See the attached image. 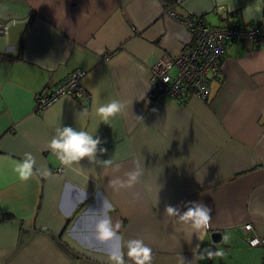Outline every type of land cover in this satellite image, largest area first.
<instances>
[{
  "label": "crops",
  "instance_id": "crops-1",
  "mask_svg": "<svg viewBox=\"0 0 264 264\" xmlns=\"http://www.w3.org/2000/svg\"><path fill=\"white\" fill-rule=\"evenodd\" d=\"M173 1L168 11L209 27L264 26V13L246 21L256 0ZM168 11L157 0H0V54L16 56L23 40L21 61H0V264H112L121 250L134 264L132 240L152 249V264H264V247L240 230L264 239V48L227 46L207 102L150 104L151 66L190 41ZM75 71L89 100L37 108ZM114 99L125 108L100 122L95 106ZM65 126L101 141L95 159L66 167L47 150ZM26 152L36 163L25 183L12 162ZM196 204L211 210L207 229L181 219ZM109 216L117 235L101 241L96 226Z\"/></svg>",
  "mask_w": 264,
  "mask_h": 264
},
{
  "label": "built area",
  "instance_id": "built-area-1",
  "mask_svg": "<svg viewBox=\"0 0 264 264\" xmlns=\"http://www.w3.org/2000/svg\"><path fill=\"white\" fill-rule=\"evenodd\" d=\"M182 0H178L180 2ZM167 15L176 20L188 32L190 41L177 57L162 55L150 68V92L147 101L155 104L163 97H170L180 103L191 98L207 102L210 91L209 79L220 74L226 48L237 43H250L254 48H264V26H246L237 21L209 27L202 19L185 18L168 11ZM6 33V25L0 21V35ZM108 56H105L107 59ZM85 71L71 73L53 90L37 98V108L42 109L61 97L87 101L88 93L80 87ZM62 168L54 171L61 175ZM250 248L264 247V239L254 233L250 224L240 228Z\"/></svg>",
  "mask_w": 264,
  "mask_h": 264
},
{
  "label": "clouds",
  "instance_id": "clouds-1",
  "mask_svg": "<svg viewBox=\"0 0 264 264\" xmlns=\"http://www.w3.org/2000/svg\"><path fill=\"white\" fill-rule=\"evenodd\" d=\"M245 11L246 21L255 19L258 15L264 13V5H262L261 0H256V3L247 7ZM123 108H125V104L114 99L108 103L95 106V113L100 118V122L107 123L110 118L121 114ZM80 113L81 115H87V110H83ZM99 143L101 141L98 138L93 139V136L89 132L84 130L76 131L71 126H65L62 129H57V135L48 143L47 150L54 153L62 165L71 167L74 163L78 164L86 157L89 160L95 159V153ZM101 151L104 152L106 149H101ZM35 163V159L29 152L24 153L23 159L12 162V170L19 181L26 183L35 177ZM105 163L110 164L111 161H105ZM50 175V170L46 167V171L42 176L46 178ZM138 175L139 172L130 174L128 186H131V182H134ZM210 211L209 208H206L202 204H196L194 208H188L181 216V219H191L195 227L207 229L210 226ZM166 213L169 216H173L178 213V209L172 206H166ZM116 227L118 228L119 225L117 224ZM96 231L98 239L101 241H111L117 235V232L113 230L110 216L109 219L101 221L96 226ZM127 247V255L132 259L134 264H152V249L144 245L141 240L129 241ZM217 255L222 256L223 252L220 251ZM209 258H211V254ZM109 260L112 264H125L123 251L121 250L119 253L113 251L109 255Z\"/></svg>",
  "mask_w": 264,
  "mask_h": 264
},
{
  "label": "trees",
  "instance_id": "trees-1",
  "mask_svg": "<svg viewBox=\"0 0 264 264\" xmlns=\"http://www.w3.org/2000/svg\"><path fill=\"white\" fill-rule=\"evenodd\" d=\"M159 3L162 5L164 10L168 11L169 9L174 6V1L173 0H157ZM22 50H23V40L21 41L19 45V50L16 56H10V55H5V54H0V61L2 62H16V61H21L22 59ZM89 100V99H88ZM2 220H11V217L8 215H5Z\"/></svg>",
  "mask_w": 264,
  "mask_h": 264
},
{
  "label": "water",
  "instance_id": "water-1",
  "mask_svg": "<svg viewBox=\"0 0 264 264\" xmlns=\"http://www.w3.org/2000/svg\"><path fill=\"white\" fill-rule=\"evenodd\" d=\"M213 243H218L221 240V234L219 232H215L211 235Z\"/></svg>",
  "mask_w": 264,
  "mask_h": 264
}]
</instances>
